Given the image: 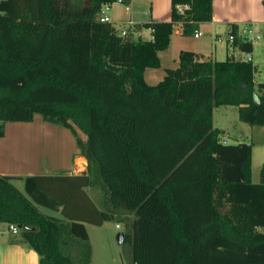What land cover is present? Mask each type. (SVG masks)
I'll return each mask as SVG.
<instances>
[{
    "label": "trees",
    "instance_id": "obj_1",
    "mask_svg": "<svg viewBox=\"0 0 264 264\" xmlns=\"http://www.w3.org/2000/svg\"><path fill=\"white\" fill-rule=\"evenodd\" d=\"M116 1L0 0V137L7 122L40 114L70 129L88 161L80 174L26 176L28 195L17 176L0 174V222L20 228L39 264H91L85 223L114 219L126 227L131 264H264V162L254 182L253 145L226 143L213 123L216 106L232 105L241 121L264 126L256 65L183 49L149 84L145 71L160 67L175 24L195 34L212 20L213 0H171V20L134 25L150 28V40L100 20Z\"/></svg>",
    "mask_w": 264,
    "mask_h": 264
},
{
    "label": "crops",
    "instance_id": "obj_2",
    "mask_svg": "<svg viewBox=\"0 0 264 264\" xmlns=\"http://www.w3.org/2000/svg\"><path fill=\"white\" fill-rule=\"evenodd\" d=\"M104 12L110 17V22L117 27L119 33L123 30L127 32L132 31L135 38L141 37L142 39L150 40L153 38L150 28L133 30L134 25L144 23L151 19L156 21L171 20L172 1L130 0L129 4L116 1ZM250 25H254L261 31V36L255 38L254 41L248 40L247 36L242 32L244 27ZM234 29H236L235 32ZM198 32L200 33L198 37H195L194 34L192 36L197 39L204 38L201 46L204 45L205 48H200L198 47L199 45L196 46V44H190L186 39L188 36L183 34L182 23H176L174 32L171 36L170 46L166 50L159 52L161 61L160 67L154 68L150 73L151 79H156V82H150V80L147 79L146 74L149 68L145 71L146 81L149 84H156L161 81L168 68H176L178 66L179 53L181 50L185 49L194 51L198 57H200V60H224L228 57L244 59L249 53L257 67L255 73L256 80L264 82V79L258 78L264 75V0H213L212 20L200 23ZM231 33L235 34V40L239 37L242 40L250 41L253 45V50L251 52H245L239 49L238 46H235V40L233 42L229 41L228 36ZM203 51H207L206 54ZM219 55H226V58L219 59ZM37 118H41L39 114L35 115L34 120ZM14 123L17 125H12ZM20 124L21 123L17 121L7 122L5 124L4 135L0 137V153L3 152L4 145L7 144V141L4 142V140L13 132V129L10 130V128H13L12 126L18 128L21 126ZM262 127L264 128V126ZM220 130L222 131V129ZM236 139L238 143L240 140L238 138ZM224 140L226 143H230L227 138ZM65 146L64 149L63 147L58 148L50 158L46 156L43 157L39 163H0V174L17 176L12 179V182L24 194L28 195L25 189L24 178L26 176L54 175L61 173L80 174L86 171L88 161L86 157L80 153L77 144H74L71 148H66ZM8 156L10 157V155ZM19 182L23 185V189L20 187L21 185H17ZM87 190L90 191V188H87ZM95 194L98 196L99 192L95 190ZM38 207L44 213L62 218L60 211L42 205H38ZM88 224L89 223H85L86 228ZM8 231L11 233L10 237L5 236V233ZM8 231L0 227V264H3V262L8 264H39V254L23 241L20 231L18 233H13L9 229V224Z\"/></svg>",
    "mask_w": 264,
    "mask_h": 264
},
{
    "label": "rangeland",
    "instance_id": "obj_3",
    "mask_svg": "<svg viewBox=\"0 0 264 264\" xmlns=\"http://www.w3.org/2000/svg\"><path fill=\"white\" fill-rule=\"evenodd\" d=\"M187 36L186 39L190 44L205 48L204 45L201 46L204 38L197 39L192 35ZM203 52L206 54L207 51ZM218 58H226V55H219ZM153 69L149 68L146 74L150 82H156V79H151L150 76ZM258 78L264 79V75ZM39 117L41 118H37L31 123L19 122L21 126L18 128L16 126L10 128V130L13 129V132H9L10 134L4 140V142L7 141V144L4 145V150L0 153V163H39L45 156L50 158L58 148L63 147L64 149L65 145L66 148H71L74 144L76 145L75 136L70 129L61 124L45 121L40 114ZM213 123L214 127L222 129L221 138L223 141L227 138L230 143L234 144L237 143L236 138H238L241 142L253 145L252 178L254 181H259L264 162V128L241 121L238 107L232 105L216 106L213 112ZM17 185H21L20 187L23 189L20 182ZM0 227L8 231V223H0ZM87 229L91 244V264H131L132 247L130 243L124 242V239L121 243L118 239L119 233L126 231L123 222L114 219L107 220L102 225L89 223ZM10 235L9 231L5 233L6 237H10ZM81 256V252L76 251L72 257L77 260ZM3 264L8 263L3 262Z\"/></svg>",
    "mask_w": 264,
    "mask_h": 264
},
{
    "label": "built area",
    "instance_id": "obj_4",
    "mask_svg": "<svg viewBox=\"0 0 264 264\" xmlns=\"http://www.w3.org/2000/svg\"><path fill=\"white\" fill-rule=\"evenodd\" d=\"M118 1L122 2L121 0H118ZM111 4L112 3H107L104 5V7L100 13V16H99L101 21L110 22V17L108 15H106L104 11L108 10L110 8ZM176 7H177L179 12L183 13L185 11V9L190 8V5L189 4H178ZM242 32L247 36V39L250 41H254L255 38H259L261 36L260 29L256 28L254 25L244 27L242 29ZM199 34L200 33L197 31L194 35H195V37H198ZM121 35H127V31L123 30L121 32ZM228 37H229V41L233 42L235 40L236 36L234 33H231ZM243 60L250 61L255 65V63L253 62V59L249 53L246 55V57ZM117 226H119V224H117ZM9 229L13 233H18L20 231V228L15 224H9Z\"/></svg>",
    "mask_w": 264,
    "mask_h": 264
},
{
    "label": "water",
    "instance_id": "obj_5",
    "mask_svg": "<svg viewBox=\"0 0 264 264\" xmlns=\"http://www.w3.org/2000/svg\"><path fill=\"white\" fill-rule=\"evenodd\" d=\"M123 237H124L123 233H119V235H118L119 242L122 243Z\"/></svg>",
    "mask_w": 264,
    "mask_h": 264
}]
</instances>
